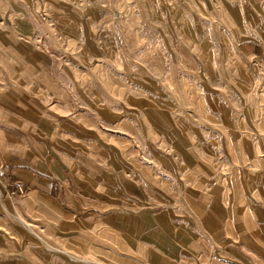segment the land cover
Returning <instances> with one entry per match:
<instances>
[{
  "label": "rangeland",
  "instance_id": "rangeland-1",
  "mask_svg": "<svg viewBox=\"0 0 264 264\" xmlns=\"http://www.w3.org/2000/svg\"><path fill=\"white\" fill-rule=\"evenodd\" d=\"M10 156L75 176L74 195L125 180L155 210L187 189L253 196L264 0H0V264L87 256L75 206L8 177Z\"/></svg>",
  "mask_w": 264,
  "mask_h": 264
},
{
  "label": "crops",
  "instance_id": "crops-1",
  "mask_svg": "<svg viewBox=\"0 0 264 264\" xmlns=\"http://www.w3.org/2000/svg\"><path fill=\"white\" fill-rule=\"evenodd\" d=\"M33 163L10 156L4 170L31 194L45 201L61 197L75 206L81 234L74 235V247H85L87 256L74 249V261L62 264H102L103 259L116 264H264V204L254 198L258 194L264 200V188L253 196L187 189L168 207L155 210L137 203L139 192H128L125 180L95 196L90 176L86 192L74 195L70 184L82 187L75 176L69 181L64 173L55 175L46 165L44 171L36 170ZM259 163L264 180V157ZM128 193L138 208L128 204ZM90 247L102 252L103 259Z\"/></svg>",
  "mask_w": 264,
  "mask_h": 264
}]
</instances>
